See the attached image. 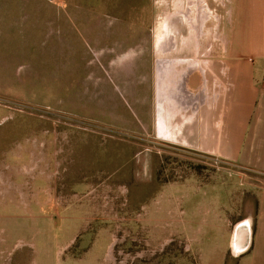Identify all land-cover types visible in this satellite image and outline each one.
<instances>
[{
	"label": "rangeland",
	"instance_id": "374dc122",
	"mask_svg": "<svg viewBox=\"0 0 264 264\" xmlns=\"http://www.w3.org/2000/svg\"><path fill=\"white\" fill-rule=\"evenodd\" d=\"M26 3L0 31V264H251L224 221L264 175L148 132L166 2Z\"/></svg>",
	"mask_w": 264,
	"mask_h": 264
},
{
	"label": "crops",
	"instance_id": "0c3cea01",
	"mask_svg": "<svg viewBox=\"0 0 264 264\" xmlns=\"http://www.w3.org/2000/svg\"><path fill=\"white\" fill-rule=\"evenodd\" d=\"M26 1L0 0L2 33ZM164 1L154 46L163 56L148 71V132L164 146L264 175V0ZM262 194L243 202L241 218L237 204L224 221L231 242L236 227L245 234L235 255L230 242L234 260L264 258Z\"/></svg>",
	"mask_w": 264,
	"mask_h": 264
},
{
	"label": "water",
	"instance_id": "95a60500",
	"mask_svg": "<svg viewBox=\"0 0 264 264\" xmlns=\"http://www.w3.org/2000/svg\"><path fill=\"white\" fill-rule=\"evenodd\" d=\"M241 228L242 226H239L234 229L233 238L231 242V249H232L231 251L234 255L237 254L235 249L238 247V245L240 244L244 245L245 243V234L242 232L243 230Z\"/></svg>",
	"mask_w": 264,
	"mask_h": 264
}]
</instances>
